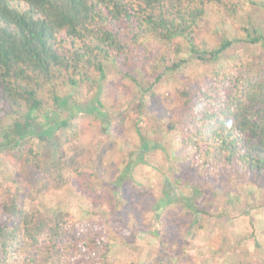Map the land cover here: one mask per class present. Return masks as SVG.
Instances as JSON below:
<instances>
[{
  "label": "rangeland",
  "instance_id": "1",
  "mask_svg": "<svg viewBox=\"0 0 264 264\" xmlns=\"http://www.w3.org/2000/svg\"><path fill=\"white\" fill-rule=\"evenodd\" d=\"M231 3L235 12L230 5L211 8L200 36L207 44L200 51L231 42L218 56L202 52L198 58L185 47L174 54L149 41L129 62L106 63L104 78L94 74L76 88L66 86L67 107L53 109L59 120L72 115L75 128L63 134L67 143H59L60 133L54 143L32 140L40 169L23 173L0 148V191L12 185L28 209L72 217V242L82 249L61 264L94 263L100 254L89 250L88 239L111 244L108 264H264V183L253 191L214 177L183 157L178 143V89L211 84L222 66H247V74L264 79V43L249 38L255 31L264 35V0ZM157 54L171 60L152 71ZM173 63L179 66L157 81ZM94 98L99 115L92 112ZM188 202L206 213L189 214Z\"/></svg>",
  "mask_w": 264,
  "mask_h": 264
},
{
  "label": "trees",
  "instance_id": "2",
  "mask_svg": "<svg viewBox=\"0 0 264 264\" xmlns=\"http://www.w3.org/2000/svg\"><path fill=\"white\" fill-rule=\"evenodd\" d=\"M229 5L235 12L231 0H0V148L11 152L23 173L40 169L32 140L54 138V143L60 133L59 143H67L63 134L75 128L72 115L59 120L53 109L67 107L66 86L76 88L94 74L104 78L106 63L129 62L149 41L174 48V54L185 47L198 58L202 52L216 57L231 42L200 51L207 47L200 36L211 8ZM254 33L250 41L264 43V35ZM157 59L152 71L171 60L166 54ZM147 64L138 66V73ZM177 66L164 65L157 81ZM244 67H219L211 84L199 90L187 85L174 93L183 110L178 143L194 166L259 191L264 183V79ZM147 91L155 96L151 87ZM97 103L94 98L91 108L99 115ZM186 206L189 214L206 213L190 202ZM73 229L69 214L47 216L24 206L12 185L1 189L0 264H61L82 249L72 242ZM87 246L100 254L92 264H108L109 242L88 239Z\"/></svg>",
  "mask_w": 264,
  "mask_h": 264
}]
</instances>
